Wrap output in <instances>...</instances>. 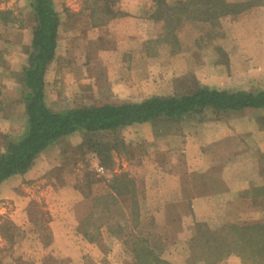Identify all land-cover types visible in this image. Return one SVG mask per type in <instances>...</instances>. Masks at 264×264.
Wrapping results in <instances>:
<instances>
[{
	"label": "rangeland",
	"instance_id": "rangeland-1",
	"mask_svg": "<svg viewBox=\"0 0 264 264\" xmlns=\"http://www.w3.org/2000/svg\"><path fill=\"white\" fill-rule=\"evenodd\" d=\"M52 1L69 24L81 22L77 12L95 9L94 22L102 15L100 0ZM105 1L110 11L136 5ZM214 3L142 0L143 8L155 11L136 21L141 42L135 34L137 42H120L117 52L104 43L105 66L87 60L89 52L73 40L72 55L44 76L54 83L44 93L46 106L63 111L198 88L264 90V0H225L239 3L228 14ZM29 4L0 0V11L11 12L8 24L0 21V154L26 129L20 78L36 24ZM206 111L205 118L225 114ZM185 119L161 118L146 130L134 124L95 134L76 131L52 143L35 158L29 175L1 186L0 264H264V153L256 148L239 153L229 171L234 193L212 197L214 209L194 221L185 241H162L142 220L144 199L136 196L134 175L123 169H134L151 146L131 143L138 134L159 126L175 129ZM93 155L107 177L95 172ZM139 216L143 227H137Z\"/></svg>",
	"mask_w": 264,
	"mask_h": 264
},
{
	"label": "crops",
	"instance_id": "crops-1",
	"mask_svg": "<svg viewBox=\"0 0 264 264\" xmlns=\"http://www.w3.org/2000/svg\"><path fill=\"white\" fill-rule=\"evenodd\" d=\"M132 1L133 4L136 3L135 9H127L125 5L128 4H123L115 9L117 12L115 16L101 24L95 23L88 11L77 12V18L81 19V22L66 23L63 21L65 16L54 4L59 17V27L54 58L48 64L45 76L53 70L54 65L64 62L72 55L75 47L73 40L77 41L81 49L83 46L89 52L87 60L105 66L102 58L105 52L104 43L110 52L120 51V42L126 44L136 36V21L142 20L145 15L149 17L150 13L153 14L155 11V8H143L140 4L142 0ZM137 35L141 42V34ZM134 41L136 43L137 39L134 38ZM54 81L55 79L52 82ZM84 82L82 86L88 84V81ZM53 84H49L44 77V93ZM55 84L57 88L59 81ZM241 90L252 91L246 88ZM207 112L182 117L186 118V121L177 124L175 129H164L159 126L158 129L162 128L161 130H150L141 136L138 134L134 143H131L134 146L149 143L151 146L149 156L142 155L143 157L136 161L134 169L125 164L123 172L130 177L134 175L136 196L141 195L144 199L142 201L145 214L142 220H148L146 222L153 225L154 228H150V233L157 232L158 239L162 241L167 242L170 238L172 243L185 241L190 237L188 229L194 227V221L214 209L215 201L212 197L234 193L233 178L229 175V171L239 153L247 152L250 148H256L260 153H264V118L260 117L264 107L227 111L221 118H205ZM243 112L247 114L246 117L244 115L240 117ZM196 117L198 119H195ZM161 118L165 117L135 125L143 127L144 130L148 125L154 128L153 123L157 124L156 122ZM164 130L166 132L162 136ZM129 142L126 141V144L128 145ZM29 174L26 172V176ZM19 176L13 175L4 180L0 184V189L7 182L17 181ZM139 187L140 189L137 190ZM139 219L140 225L137 227H143L141 216ZM176 229L180 232L174 235L173 231ZM181 232L182 235H179ZM63 238L71 240L65 235Z\"/></svg>",
	"mask_w": 264,
	"mask_h": 264
},
{
	"label": "trees",
	"instance_id": "trees-1",
	"mask_svg": "<svg viewBox=\"0 0 264 264\" xmlns=\"http://www.w3.org/2000/svg\"><path fill=\"white\" fill-rule=\"evenodd\" d=\"M99 2L103 5L97 7L102 14L95 22L97 24L117 13L108 10L105 0ZM214 4L219 5V13L222 14H228L227 11L236 12L239 6V3L232 5L225 3V0H216ZM29 5L36 24L31 31L30 52L20 78L26 129L19 139L8 143L0 154V184L13 175L25 174L35 158L47 147L76 131L95 134L150 122L160 117L178 119L206 110L227 112L264 107V90L252 92L198 88L182 95L152 96L134 102L51 110L45 103L44 76L48 64L54 58L59 17L52 0H30ZM90 13L94 18L96 10L90 9ZM10 15L9 10L0 11V21L8 24ZM156 263L161 264L160 261Z\"/></svg>",
	"mask_w": 264,
	"mask_h": 264
},
{
	"label": "built area",
	"instance_id": "built-area-1",
	"mask_svg": "<svg viewBox=\"0 0 264 264\" xmlns=\"http://www.w3.org/2000/svg\"><path fill=\"white\" fill-rule=\"evenodd\" d=\"M92 158H94V160H95V162L93 163V164H94L93 167H94L95 172H97V173H99V174H101V175H104V174H105V171H104V169L99 165V163L96 162L95 155H93ZM104 176L107 177L108 175H104Z\"/></svg>",
	"mask_w": 264,
	"mask_h": 264
}]
</instances>
